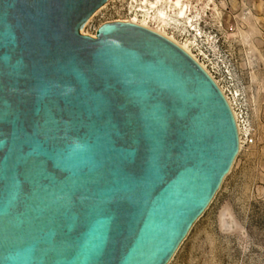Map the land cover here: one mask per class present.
Segmentation results:
<instances>
[{
    "label": "water",
    "instance_id": "water-1",
    "mask_svg": "<svg viewBox=\"0 0 264 264\" xmlns=\"http://www.w3.org/2000/svg\"><path fill=\"white\" fill-rule=\"evenodd\" d=\"M106 0H0V264H166L238 150L232 112Z\"/></svg>",
    "mask_w": 264,
    "mask_h": 264
},
{
    "label": "rangeland",
    "instance_id": "rangeland-1",
    "mask_svg": "<svg viewBox=\"0 0 264 264\" xmlns=\"http://www.w3.org/2000/svg\"><path fill=\"white\" fill-rule=\"evenodd\" d=\"M128 1L108 5L84 31L93 33V26L126 18ZM214 3L219 15L207 10L197 45L195 37L188 36L191 49L224 85L236 110L251 121L254 142L235 154L208 205L166 264H264V0ZM239 31L251 32L246 44Z\"/></svg>",
    "mask_w": 264,
    "mask_h": 264
},
{
    "label": "bare ground",
    "instance_id": "bare-ground-1",
    "mask_svg": "<svg viewBox=\"0 0 264 264\" xmlns=\"http://www.w3.org/2000/svg\"><path fill=\"white\" fill-rule=\"evenodd\" d=\"M115 1L116 0H106L98 9H96L85 21L81 33L96 37L95 32L87 33L84 31V28L89 25L95 16ZM211 4L214 9H212ZM207 10H214L212 11V14L219 15L214 0H203V4L198 0H196V3H193L191 0H130L128 1L127 7L128 16L126 18L111 21L130 22L143 26L164 36L180 47L212 78L229 105L233 117L237 118L238 111L234 106L233 99H231L228 93H226V88L211 74L204 62L200 61L191 49L192 41L188 36L192 35L195 37L194 42L197 45V39L203 36L199 24L202 21V17L206 15ZM250 34L251 32L239 31L240 41L246 44L247 38ZM206 41L209 43L208 38ZM242 145L241 142L238 143L237 152L241 150Z\"/></svg>",
    "mask_w": 264,
    "mask_h": 264
},
{
    "label": "built area",
    "instance_id": "built-area-1",
    "mask_svg": "<svg viewBox=\"0 0 264 264\" xmlns=\"http://www.w3.org/2000/svg\"><path fill=\"white\" fill-rule=\"evenodd\" d=\"M93 30L96 33L97 27L93 26ZM234 118L238 143H243V145H250L254 142V128L251 121L244 116L242 113L238 112V117Z\"/></svg>",
    "mask_w": 264,
    "mask_h": 264
}]
</instances>
